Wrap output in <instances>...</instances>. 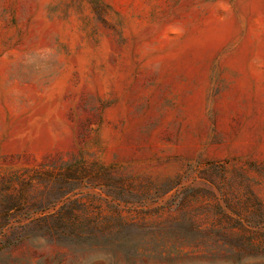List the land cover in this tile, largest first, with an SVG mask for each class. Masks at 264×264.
Returning a JSON list of instances; mask_svg holds the SVG:
<instances>
[{
  "label": "rangeland",
  "instance_id": "374dc122",
  "mask_svg": "<svg viewBox=\"0 0 264 264\" xmlns=\"http://www.w3.org/2000/svg\"><path fill=\"white\" fill-rule=\"evenodd\" d=\"M0 264H264V0H0Z\"/></svg>",
  "mask_w": 264,
  "mask_h": 264
}]
</instances>
